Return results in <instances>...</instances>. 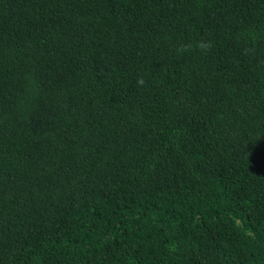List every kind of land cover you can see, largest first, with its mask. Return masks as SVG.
<instances>
[{
  "label": "trees",
  "instance_id": "1",
  "mask_svg": "<svg viewBox=\"0 0 264 264\" xmlns=\"http://www.w3.org/2000/svg\"><path fill=\"white\" fill-rule=\"evenodd\" d=\"M0 264H264V0H0Z\"/></svg>",
  "mask_w": 264,
  "mask_h": 264
}]
</instances>
